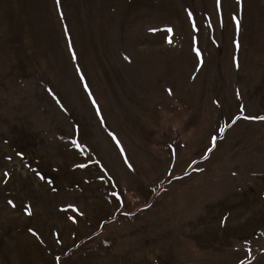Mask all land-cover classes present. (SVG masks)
<instances>
[{"label":"rangeland","instance_id":"1","mask_svg":"<svg viewBox=\"0 0 264 264\" xmlns=\"http://www.w3.org/2000/svg\"><path fill=\"white\" fill-rule=\"evenodd\" d=\"M259 117L264 0H0V264H264Z\"/></svg>","mask_w":264,"mask_h":264},{"label":"snow or ice","instance_id":"2","mask_svg":"<svg viewBox=\"0 0 264 264\" xmlns=\"http://www.w3.org/2000/svg\"><path fill=\"white\" fill-rule=\"evenodd\" d=\"M168 31H171V29H169ZM171 42V41H169ZM259 119H264V117H259ZM213 140H215V138H213Z\"/></svg>","mask_w":264,"mask_h":264}]
</instances>
